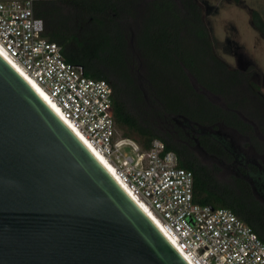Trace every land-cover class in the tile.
I'll return each instance as SVG.
<instances>
[{"label": "trees", "instance_id": "16d2710c", "mask_svg": "<svg viewBox=\"0 0 264 264\" xmlns=\"http://www.w3.org/2000/svg\"><path fill=\"white\" fill-rule=\"evenodd\" d=\"M135 3L143 6L135 10ZM34 14L45 23L44 37L62 45L70 63L111 84L124 136L145 150L161 140L179 167L193 173L196 203L230 210L264 242V200L249 178L264 169V127L237 96H250L258 113L264 109V94L252 82L257 68L242 71L217 56L197 0H38ZM250 14L264 39L263 17ZM185 32L201 42V59L181 45ZM201 129L238 134L256 163H240Z\"/></svg>", "mask_w": 264, "mask_h": 264}, {"label": "water", "instance_id": "95a60500", "mask_svg": "<svg viewBox=\"0 0 264 264\" xmlns=\"http://www.w3.org/2000/svg\"><path fill=\"white\" fill-rule=\"evenodd\" d=\"M0 264H188L1 56Z\"/></svg>", "mask_w": 264, "mask_h": 264}, {"label": "built area", "instance_id": "2783aa9c", "mask_svg": "<svg viewBox=\"0 0 264 264\" xmlns=\"http://www.w3.org/2000/svg\"><path fill=\"white\" fill-rule=\"evenodd\" d=\"M38 0L0 1V50L48 96L62 117L114 168L191 264H264V242L233 212L194 201V175L161 140L145 150L119 133L113 88L70 63L44 37Z\"/></svg>", "mask_w": 264, "mask_h": 264}, {"label": "rangeland", "instance_id": "374dc122", "mask_svg": "<svg viewBox=\"0 0 264 264\" xmlns=\"http://www.w3.org/2000/svg\"><path fill=\"white\" fill-rule=\"evenodd\" d=\"M197 1L202 8L205 23L211 33L214 51L217 56L232 68L242 71L256 66L257 70L254 72L252 82L257 84L264 94V39L253 27L250 14L251 10H256L264 19V0H241L240 4H236L233 0ZM139 4H134L135 10L139 7ZM186 33L180 39L181 45L189 49L193 55H198V59H201V42L195 39L193 35ZM237 96L242 99L246 98V109L250 113L254 112L259 115L258 118H254V122L257 126L264 127V109L261 110V113H258L255 110L256 104L250 102V96L246 97L243 94H237ZM118 131L123 135L124 131ZM200 132H210V134L223 142L239 157L240 163H256L257 155L249 150H244L243 138L238 134L205 129H201ZM259 136L264 153V133ZM199 153H201V156L203 155V152L200 151ZM249 178L260 197L264 200V169H261L258 175H249Z\"/></svg>", "mask_w": 264, "mask_h": 264}, {"label": "bare ground", "instance_id": "6f19581e", "mask_svg": "<svg viewBox=\"0 0 264 264\" xmlns=\"http://www.w3.org/2000/svg\"><path fill=\"white\" fill-rule=\"evenodd\" d=\"M0 56L33 88V90L41 97V99L47 104V106L58 116V118L75 134V136L84 144V146L91 152V154L98 160V162L108 171V173L114 178V180L121 186V188L128 194V196L137 204V206L146 214V216L155 224V226L160 230V232L165 236V238L173 245V247L179 252V254L184 258V255L177 249L176 245L169 239L166 233L163 231L159 221L151 213V211L144 206L140 201H138L130 192V190L124 185L120 180L114 168L109 164L106 158L97 152L82 136L67 122L59 110L53 104V102L48 98V96L39 88V86L31 80L21 68H19L12 60H10L1 50ZM185 259V258H184ZM186 260V259H185ZM187 261V260H186ZM188 264H191L187 261Z\"/></svg>", "mask_w": 264, "mask_h": 264}, {"label": "crops", "instance_id": "0c3cea01", "mask_svg": "<svg viewBox=\"0 0 264 264\" xmlns=\"http://www.w3.org/2000/svg\"><path fill=\"white\" fill-rule=\"evenodd\" d=\"M262 16V15H261Z\"/></svg>", "mask_w": 264, "mask_h": 264}]
</instances>
